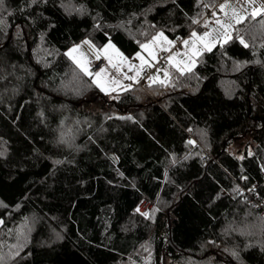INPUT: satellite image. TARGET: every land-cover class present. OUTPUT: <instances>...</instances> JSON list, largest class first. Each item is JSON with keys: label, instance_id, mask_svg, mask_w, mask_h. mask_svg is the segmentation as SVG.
<instances>
[{"label": "trees", "instance_id": "trees-1", "mask_svg": "<svg viewBox=\"0 0 264 264\" xmlns=\"http://www.w3.org/2000/svg\"><path fill=\"white\" fill-rule=\"evenodd\" d=\"M219 3L3 0L0 264H264V217L237 193L264 195V12L166 83L106 94L67 53L133 56Z\"/></svg>", "mask_w": 264, "mask_h": 264}, {"label": "crops", "instance_id": "crops-1", "mask_svg": "<svg viewBox=\"0 0 264 264\" xmlns=\"http://www.w3.org/2000/svg\"><path fill=\"white\" fill-rule=\"evenodd\" d=\"M212 23V29L209 31V33H212V31L215 33L217 31H220L221 26H228L229 19H221L220 23H217V21H213ZM236 27V26H234ZM204 33H201L198 36L192 37V34L182 39V46L183 48H174V41H171L169 43V46L167 50L170 52V66L173 67H179V65H186V61L181 59V53L179 51H187L191 52V57L199 56L203 51H205L207 48V44H205V41L207 38L203 36ZM221 37V36H219ZM216 40V39H215ZM214 40V41H215ZM184 41H188L187 44L184 43ZM113 41H109L107 44H104L102 47H98L95 45V47H92V53L87 58L89 62V68L90 64L93 60L96 58L103 56L106 61L107 65L110 66V68H106L105 66L101 68L103 71L99 70L96 71V73L93 74V78L95 82L104 92L111 93L113 91H118L126 88L127 86H131L128 84V82H140L143 79V69H153L154 64L157 60L158 53L163 49H158L156 51H151V45H148L149 43H146L147 47H142L141 50H139L136 54L133 56H126V54L119 48L116 43H112ZM94 44V43H93ZM171 45V46H170ZM97 48V49H96ZM99 49V50H98ZM180 49V50H179ZM166 50V49H165ZM177 54H176V53ZM119 59V60H117ZM110 62V63H109ZM181 67V66H180ZM179 67V68H180ZM158 69H154L151 74H153L155 77L152 79L153 82H163L166 80L168 74L166 75L165 72L162 73V71L158 72ZM121 72V73H120ZM100 73L99 76L96 74ZM123 73V74H122ZM152 78V77H151Z\"/></svg>", "mask_w": 264, "mask_h": 264}, {"label": "rangeland", "instance_id": "rangeland-1", "mask_svg": "<svg viewBox=\"0 0 264 264\" xmlns=\"http://www.w3.org/2000/svg\"><path fill=\"white\" fill-rule=\"evenodd\" d=\"M221 5H224V7L221 8ZM220 9L222 10V13H221L222 15H219L216 13L214 15L213 19H207V22H206L207 27L203 28L202 30L193 31L197 34L196 36L200 35L201 33H204V34L207 33L208 34L207 36H205L203 34V36H205L207 38V40L205 41V44H207L206 50H208V48L212 49L213 47H215L219 43H224V42L228 41L230 39V37H232V33L234 31V28H235L234 26L239 24L248 14H253L254 12H257V11L259 14L263 13L264 12V0H251V2H249V0H222V2L220 3ZM221 19H229L230 23L228 24V26H224V27L221 26L220 31H217L215 33L212 31L213 35L211 33H209V31L213 28L211 26L212 25L211 22H213L215 20L220 21ZM237 21H239V22H237ZM161 33H163V35H160ZM219 36H221V37H219ZM192 37H195V36H192ZM169 40H171V39L164 32H159L153 38V40L148 42L149 43L148 45H151L150 50L152 52L156 51L158 49H166L167 50L168 47H165V46H167V45L169 46V43H170ZM112 43H114V42H112ZM91 46L95 47V44H93V42H91V40L87 39V40H84L78 44L73 45L67 51L68 55L72 58V60H75V62L78 64V66L84 72H86L89 75H90V73L88 72L89 71V62H88L87 58L92 53ZM179 53H181L180 54L182 56L181 59L183 58V60L186 61V65H183L184 64V62H183L182 65H179V67L181 66L180 68L182 70H189V69L192 70L197 64L198 55L196 57H191L192 56L191 52L190 53L187 51L183 52L181 50L179 51ZM117 60H119V59H117ZM105 67L110 68V66L107 65V61H106ZM156 69L159 70L158 72L162 71V73L165 72L166 75L168 74L166 80L164 81V83H166L169 80V69H168V67L167 68H156ZM150 77H152V79H153L155 76L153 74H151ZM136 83H138V82H136ZM113 92H111V93L105 92V93L106 94H112Z\"/></svg>", "mask_w": 264, "mask_h": 264}, {"label": "built area", "instance_id": "built-area-1", "mask_svg": "<svg viewBox=\"0 0 264 264\" xmlns=\"http://www.w3.org/2000/svg\"><path fill=\"white\" fill-rule=\"evenodd\" d=\"M216 13L219 15H222L221 14L222 10L220 9V3L215 5L214 7L208 8L207 15L205 19L201 22L203 28L207 27V24H206L207 19H213ZM181 41H182V38H178L174 40V48H183ZM169 55H170V52L168 50H165V49L161 50L157 55V60L154 64V68L153 69H150V68L143 69V79L138 83L128 82V84L131 86L139 85L141 87H145L147 84H151L153 80L150 76L154 69L169 67L170 65ZM105 65H106V59L103 56H100L91 62L88 72L90 74H94L96 73V71L101 70V68ZM238 185H239V188L237 191L238 195L241 196V198H243L244 200H247L250 203H252L256 209L255 211H257V213L260 216L264 217V195L262 194L260 190V185L258 183H253L250 185V184H245L244 182H239ZM154 205H155V202L152 199L146 197L141 202L139 206V211L143 215L145 214L147 215L152 210Z\"/></svg>", "mask_w": 264, "mask_h": 264}, {"label": "snow or ice", "instance_id": "snow-or-ice-1", "mask_svg": "<svg viewBox=\"0 0 264 264\" xmlns=\"http://www.w3.org/2000/svg\"><path fill=\"white\" fill-rule=\"evenodd\" d=\"M249 2H251V0H249ZM2 4H3V0H0V5H2ZM223 7H224V5H221V8H223ZM257 14H259L258 11H257V12H254V13H253V16H255V15H257ZM237 22H239V21H237ZM217 23H220V21H217ZM160 35H163V33H161ZM196 35H197V34H196L195 32L192 33V36H196ZM204 35L207 36L208 34L205 33ZM240 42H241L242 44H244L245 47H248V44L245 43L243 37H240ZM170 43H171V41H170ZM184 43L187 44L188 41H184ZM262 46H264V45H262ZM142 47H147V46H146V45H143ZM208 50L210 51L211 49L208 48ZM170 59H171V58H170ZM190 70H191V69H189V71H190ZM101 71H103V69H102ZM96 75L99 76L100 73H97ZM145 215H146V214H145Z\"/></svg>", "mask_w": 264, "mask_h": 264}]
</instances>
